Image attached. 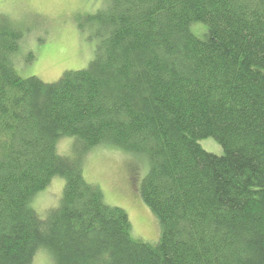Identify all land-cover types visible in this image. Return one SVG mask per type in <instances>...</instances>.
<instances>
[{
    "label": "trees",
    "instance_id": "1",
    "mask_svg": "<svg viewBox=\"0 0 264 264\" xmlns=\"http://www.w3.org/2000/svg\"><path fill=\"white\" fill-rule=\"evenodd\" d=\"M9 21L0 15V264L41 251L52 264H264V0H111L91 19L93 60L51 84L18 73L23 31ZM101 146L147 160L139 192L158 244L136 240L127 212L86 180L83 160ZM55 178L62 199L41 217L32 206Z\"/></svg>",
    "mask_w": 264,
    "mask_h": 264
},
{
    "label": "rangeland",
    "instance_id": "2",
    "mask_svg": "<svg viewBox=\"0 0 264 264\" xmlns=\"http://www.w3.org/2000/svg\"><path fill=\"white\" fill-rule=\"evenodd\" d=\"M110 1L0 0V15L23 31L19 44L21 54L14 60L20 76L37 77L51 84L59 81L65 72L86 69L94 58L99 40L96 22L91 19L103 14ZM200 145L210 154L223 155L222 147L214 139L204 140ZM58 148L61 153L74 157L69 140H62ZM83 165L86 180L101 188L106 204L127 212L134 238L158 244L159 222L139 192L149 171L147 160L114 147L101 146L88 152ZM64 185V179L55 178L38 194L36 206L32 208L41 217L46 216L59 205ZM35 258L33 264H52L46 251L39 252Z\"/></svg>",
    "mask_w": 264,
    "mask_h": 264
}]
</instances>
